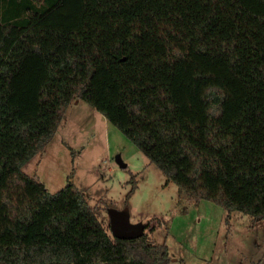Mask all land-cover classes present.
<instances>
[{
	"label": "trees",
	"instance_id": "16d2710c",
	"mask_svg": "<svg viewBox=\"0 0 264 264\" xmlns=\"http://www.w3.org/2000/svg\"><path fill=\"white\" fill-rule=\"evenodd\" d=\"M74 99L193 203L264 220V0H0V264H170L110 236L74 171L54 193L22 171Z\"/></svg>",
	"mask_w": 264,
	"mask_h": 264
},
{
	"label": "rangeland",
	"instance_id": "374dc122",
	"mask_svg": "<svg viewBox=\"0 0 264 264\" xmlns=\"http://www.w3.org/2000/svg\"><path fill=\"white\" fill-rule=\"evenodd\" d=\"M22 171L50 193L60 190L74 171L72 182L110 236L108 211L126 208L132 225L143 224L152 242L167 246L170 264H264V220L232 211L226 221L222 207L205 200L193 203L81 100L70 102L51 141ZM130 173L136 175L137 189L125 204Z\"/></svg>",
	"mask_w": 264,
	"mask_h": 264
},
{
	"label": "water",
	"instance_id": "95a60500",
	"mask_svg": "<svg viewBox=\"0 0 264 264\" xmlns=\"http://www.w3.org/2000/svg\"><path fill=\"white\" fill-rule=\"evenodd\" d=\"M118 163L121 168L125 167V164L118 159ZM109 226L113 237L118 239H133L140 237L144 234V225L137 223L132 225L129 222L128 210L110 209L108 211Z\"/></svg>",
	"mask_w": 264,
	"mask_h": 264
}]
</instances>
